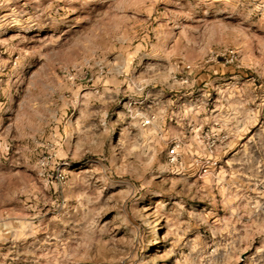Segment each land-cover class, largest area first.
I'll list each match as a JSON object with an SVG mask.
<instances>
[{
    "label": "rangeland",
    "instance_id": "obj_1",
    "mask_svg": "<svg viewBox=\"0 0 264 264\" xmlns=\"http://www.w3.org/2000/svg\"><path fill=\"white\" fill-rule=\"evenodd\" d=\"M0 264H264V0H0Z\"/></svg>",
    "mask_w": 264,
    "mask_h": 264
},
{
    "label": "built area",
    "instance_id": "obj_2",
    "mask_svg": "<svg viewBox=\"0 0 264 264\" xmlns=\"http://www.w3.org/2000/svg\"><path fill=\"white\" fill-rule=\"evenodd\" d=\"M149 123H151V118H146V119L144 120V124H149ZM169 152H170V154H175V153H176V149L173 147V148H171V149L169 150Z\"/></svg>",
    "mask_w": 264,
    "mask_h": 264
}]
</instances>
